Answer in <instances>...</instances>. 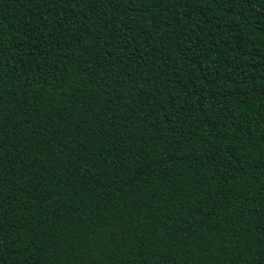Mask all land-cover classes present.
<instances>
[{
	"label": "trees",
	"instance_id": "16d2710c",
	"mask_svg": "<svg viewBox=\"0 0 264 264\" xmlns=\"http://www.w3.org/2000/svg\"><path fill=\"white\" fill-rule=\"evenodd\" d=\"M0 264H264V0H0Z\"/></svg>",
	"mask_w": 264,
	"mask_h": 264
}]
</instances>
